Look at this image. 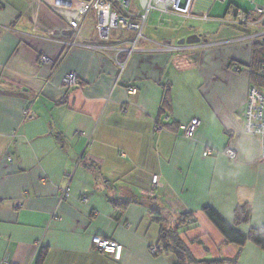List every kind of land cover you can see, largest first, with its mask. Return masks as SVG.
Instances as JSON below:
<instances>
[{
  "label": "crops",
  "instance_id": "1",
  "mask_svg": "<svg viewBox=\"0 0 264 264\" xmlns=\"http://www.w3.org/2000/svg\"><path fill=\"white\" fill-rule=\"evenodd\" d=\"M53 1L0 0V264H178L149 247L182 214L195 259H232L238 248L204 210L241 235L264 230V156L243 116L264 15L251 32L236 7L220 15L195 0L196 19L150 12L140 32L114 29L101 44L93 9L71 31ZM191 35L199 43H178ZM68 74L76 85L63 86ZM193 119L186 139L180 127ZM238 205L247 225L234 226ZM95 236L120 244V259L96 252ZM235 264H264V252L247 243Z\"/></svg>",
  "mask_w": 264,
  "mask_h": 264
},
{
  "label": "built area",
  "instance_id": "2",
  "mask_svg": "<svg viewBox=\"0 0 264 264\" xmlns=\"http://www.w3.org/2000/svg\"><path fill=\"white\" fill-rule=\"evenodd\" d=\"M195 0H140L138 1L140 9L136 14L128 12L129 0H54L52 2L53 9L60 15L66 17L71 31L78 29L82 17L90 10L96 12L97 23L95 26L98 40L101 44L107 43L111 30L124 28L140 32L142 25L145 23L150 12H156L160 16L167 18L181 19H196L192 17V6ZM211 2H219L225 4L227 0H210ZM253 7V13L258 15V18L253 20L251 15L244 12L236 13L235 23L248 27H258L263 22L264 6H260L256 0H244ZM183 2V5H182ZM74 3L80 4L79 9L73 7ZM169 20V19H168ZM205 20V18L203 19ZM48 36L53 35L51 32ZM264 37V30L250 37L257 39ZM248 38V37H247ZM65 46H73V44L64 42ZM97 49H108L106 46H95ZM46 62L45 58L40 60ZM234 71H238V65L233 66ZM77 79L74 74H68L63 79V86L68 87L76 85ZM245 118V133L260 138L262 154L264 156V94L256 87H250L248 90L247 101L243 109ZM198 126V121L193 119L183 124L180 129L186 139L193 138L195 130ZM210 150H205L203 156H209ZM225 156L233 160L234 152L227 149L224 152ZM10 161V160H9ZM151 186L153 189L159 187L157 176L151 178ZM67 190H64L62 197L68 196ZM92 248L101 254L110 256L113 260L118 261L121 257L122 246L113 241L106 240L102 237L95 236L91 239ZM149 253L156 255L158 253L157 246H150Z\"/></svg>",
  "mask_w": 264,
  "mask_h": 264
},
{
  "label": "trees",
  "instance_id": "3",
  "mask_svg": "<svg viewBox=\"0 0 264 264\" xmlns=\"http://www.w3.org/2000/svg\"><path fill=\"white\" fill-rule=\"evenodd\" d=\"M236 8L241 10L239 7ZM241 12L243 11L241 10ZM250 12H253V9ZM249 68L251 72L250 87H256L264 94L262 89L264 88V38L254 40L252 44V61ZM111 203L113 207L122 205L117 201H111ZM204 214L222 236V244L234 245L238 248L237 254L232 259L197 260L192 256L188 244L180 237L181 231L185 233L187 228L193 224L192 216L189 214L178 216L172 227L164 225L160 228V243L156 245L158 248L156 255L162 252H171L176 256L178 264H235L240 249L247 243L253 244L264 252V230L250 229L248 234L244 236L229 226L211 209L206 208ZM250 215V209L247 205H238L233 214L234 226L247 225L250 221ZM43 256V254L40 256V260Z\"/></svg>",
  "mask_w": 264,
  "mask_h": 264
},
{
  "label": "rangeland",
  "instance_id": "4",
  "mask_svg": "<svg viewBox=\"0 0 264 264\" xmlns=\"http://www.w3.org/2000/svg\"><path fill=\"white\" fill-rule=\"evenodd\" d=\"M259 1H261V0H258V2ZM182 5H183V2H182ZM233 7H239L242 11H244L246 13L253 9V7L248 2H246L244 0H227V2L225 4H220L219 2H216V4L214 5V12H215V14L221 13L220 15H223L225 11L233 9ZM258 19H260V18H258ZM248 28H250L251 32H253V31L255 32V30L252 29L251 27H248ZM247 31H249V30H247ZM262 89L264 91V88H262Z\"/></svg>",
  "mask_w": 264,
  "mask_h": 264
},
{
  "label": "water",
  "instance_id": "5",
  "mask_svg": "<svg viewBox=\"0 0 264 264\" xmlns=\"http://www.w3.org/2000/svg\"><path fill=\"white\" fill-rule=\"evenodd\" d=\"M200 39L198 36L196 35H191V36H188L187 38L185 39H182L180 40L178 43L180 45H183V44H187V45H191V44H196V43H199Z\"/></svg>",
  "mask_w": 264,
  "mask_h": 264
}]
</instances>
